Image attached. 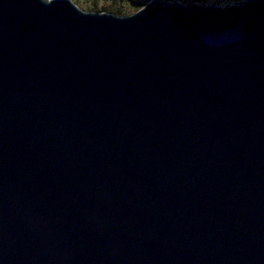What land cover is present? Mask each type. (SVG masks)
I'll list each match as a JSON object with an SVG mask.
<instances>
[{
	"label": "water",
	"instance_id": "obj_1",
	"mask_svg": "<svg viewBox=\"0 0 264 264\" xmlns=\"http://www.w3.org/2000/svg\"><path fill=\"white\" fill-rule=\"evenodd\" d=\"M0 264H264V0H0Z\"/></svg>",
	"mask_w": 264,
	"mask_h": 264
},
{
	"label": "rangeland",
	"instance_id": "obj_2",
	"mask_svg": "<svg viewBox=\"0 0 264 264\" xmlns=\"http://www.w3.org/2000/svg\"><path fill=\"white\" fill-rule=\"evenodd\" d=\"M78 7H80L82 10L85 11H106L107 10H98L99 8L105 7V8H117L122 11V13L118 15H125L129 14L136 9L137 4H141V6L147 1V0H72ZM191 0H185L183 2H187ZM238 0H199L201 3H213V4H220V5H226L229 3L236 2ZM140 6V7H141ZM93 8V9H92ZM115 14V13H114Z\"/></svg>",
	"mask_w": 264,
	"mask_h": 264
},
{
	"label": "trees",
	"instance_id": "obj_3",
	"mask_svg": "<svg viewBox=\"0 0 264 264\" xmlns=\"http://www.w3.org/2000/svg\"><path fill=\"white\" fill-rule=\"evenodd\" d=\"M115 1H117V0H115ZM182 2L183 1H185V0H181ZM196 1H199V0H196ZM141 6V4H137L136 5V8H138V7H140ZM93 9V8H92ZM98 10H107V11H110V12H112V13H115V14H120V13H122V11L120 10V9H117V8H105V7H102V8H99Z\"/></svg>",
	"mask_w": 264,
	"mask_h": 264
}]
</instances>
